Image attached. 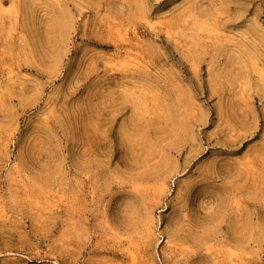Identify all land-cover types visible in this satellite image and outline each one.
I'll use <instances>...</instances> for the list:
<instances>
[{"label":"rangeland","instance_id":"obj_1","mask_svg":"<svg viewBox=\"0 0 264 264\" xmlns=\"http://www.w3.org/2000/svg\"><path fill=\"white\" fill-rule=\"evenodd\" d=\"M0 264H264V0H0Z\"/></svg>","mask_w":264,"mask_h":264}]
</instances>
